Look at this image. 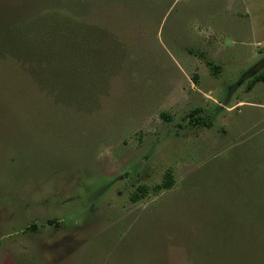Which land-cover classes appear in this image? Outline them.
<instances>
[{
    "label": "rangeland",
    "instance_id": "1",
    "mask_svg": "<svg viewBox=\"0 0 264 264\" xmlns=\"http://www.w3.org/2000/svg\"><path fill=\"white\" fill-rule=\"evenodd\" d=\"M124 4L93 103L0 55V264H264V0Z\"/></svg>",
    "mask_w": 264,
    "mask_h": 264
},
{
    "label": "trees",
    "instance_id": "2",
    "mask_svg": "<svg viewBox=\"0 0 264 264\" xmlns=\"http://www.w3.org/2000/svg\"><path fill=\"white\" fill-rule=\"evenodd\" d=\"M54 1L55 4H50L43 12L31 9L12 20H7L5 15L13 13L14 8L1 9L0 15L3 19L0 21V55L15 56L24 64L29 63L36 68L37 74L38 70L41 75L46 74L43 77L35 75V79H40L44 85L62 89L56 96L58 100L69 101L65 92L68 95L85 93L81 96L90 94L88 98H94L84 103H93L97 97L96 92L99 94V91L104 89L101 79L106 74L102 70L107 64L106 51H109V55L116 54L121 45L119 43L112 47L114 36L109 34L113 32L108 28L102 29L101 23L91 17L79 18L80 11H86L92 0ZM118 1L125 2L126 7V1L135 6L138 0ZM63 2L66 7L59 5ZM259 81H264V72L256 75L249 87L252 88ZM76 104L82 105L81 102ZM196 112L197 109L192 111V115ZM172 183V176L167 173L162 186L157 185L156 189L169 188ZM148 191V186L139 185L131 193L130 200L137 202L146 196Z\"/></svg>",
    "mask_w": 264,
    "mask_h": 264
}]
</instances>
